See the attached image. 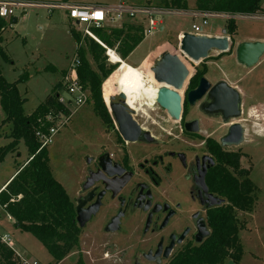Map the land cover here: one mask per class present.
Listing matches in <instances>:
<instances>
[{
    "label": "rangeland",
    "instance_id": "1",
    "mask_svg": "<svg viewBox=\"0 0 264 264\" xmlns=\"http://www.w3.org/2000/svg\"><path fill=\"white\" fill-rule=\"evenodd\" d=\"M28 1V0H25ZM37 1H61V0H30ZM76 0H69L73 2ZM84 1V0H83ZM93 4H108L116 6L120 1L134 6H153L159 8L158 0H85ZM187 10L194 11V1L187 0ZM264 6V4L262 5ZM170 12H178V10L167 9ZM186 11V10H185ZM17 22L13 23L11 17L10 26L3 32L2 44L5 48L10 61L0 58V70L2 76L11 82L21 75L25 74V81L18 84V90L24 97L23 110L25 113L32 112L47 94H54L59 89L57 83H61V77L69 67V63L73 58V54L77 45L84 47L86 50V58L89 64L95 68V64L87 51V38L83 36L81 30L84 24H73L68 22L66 12L63 8L55 7L47 10L42 7H26L22 13H17ZM125 16L123 19H127ZM130 19V18H128ZM206 24L202 25V33L208 35L222 34L225 28L226 19L220 14H209L205 17ZM110 20V19H108ZM107 20V21H108ZM132 20V19H131ZM202 16L195 17L183 14H163V30H155L152 33H145L144 38L138 44L128 57V63L140 70L143 74H150V67L139 68L144 56L157 46L159 53L162 51H170L176 54L186 64L189 75L196 73L197 69L206 66L205 77L214 84L218 80H225V74L229 71L240 69L243 76V83L246 85L243 108L241 105V115L224 121L218 115H212L211 119L204 117L197 112L195 108L182 105L183 118L197 117L201 121L200 131L212 132L217 137L223 134L227 126L234 121H239L245 127L244 140L230 150H238L241 154L240 165L245 167L249 172V178L254 184L253 205L249 210H235L238 219V233L241 244L240 258L235 262L231 258H226L220 264H264V107L256 104L254 107V115L249 117L247 109L251 103H262L264 105V52L259 58V62L253 66H239L235 58V47L227 52L211 51L209 56L197 62L191 61L180 50L177 32L193 33L192 24L199 25ZM237 31L233 36L236 40L247 38L249 35L260 36L264 38V18L251 19L235 16L234 18ZM145 24V20H144ZM75 29L80 39L75 43L71 36V30ZM91 38V36L89 37ZM94 39V38H93ZM219 52V53H216ZM229 53L231 54L229 56ZM106 63L116 64L111 73L102 79L101 95L103 103L109 112L108 96L113 94L114 101H118L116 94L120 91L117 81L122 73V64L111 62L105 52ZM154 57H148L146 61L153 65ZM130 62V63H129ZM243 67V68H242ZM253 68V69H250ZM237 74V72H235ZM151 75V74H150ZM190 77H187L185 86L189 83ZM149 79H152L149 76ZM153 80V79H152ZM226 81V80H225ZM156 81L154 80V83ZM57 85V86H56ZM56 86V88H55ZM180 90L181 97H184V88ZM88 101L80 106L71 116L69 122L58 129L53 135L52 142L46 146L49 156V168L54 178L65 188L70 198L76 197L78 189L79 176L82 173L81 168L85 162V158L93 154V146L99 141H108L111 138L106 130V124L96 113V105L91 99L90 94ZM151 99L145 98L138 105L139 109L134 112L133 116L144 128H148L151 133L159 139L173 137L178 135V121L172 120L157 103L150 102ZM183 102V101H182ZM147 103V104H146ZM242 103V100H241ZM145 104V105H144ZM5 113L0 106V147L9 143L11 122L4 119ZM210 127V128H209ZM225 134V133H224ZM7 136V137H5ZM183 141L181 140V144ZM29 156L24 141L18 144L17 152L8 151L5 157L0 159V189L4 181L13 173V169L23 163ZM0 233L5 231L12 239V248L17 252L18 256L25 262L37 260L41 264H53L54 260L46 249L45 245L39 242L35 236L28 230L17 228L10 220H6L4 211L0 210ZM94 244L86 237L82 238L80 244L74 247L62 260L57 264H78L79 258L83 264H126L117 258L116 250L107 249V246L101 242ZM106 250L109 254L105 255ZM55 264V263H54Z\"/></svg>",
    "mask_w": 264,
    "mask_h": 264
},
{
    "label": "flooded vegetation",
    "instance_id": "2",
    "mask_svg": "<svg viewBox=\"0 0 264 264\" xmlns=\"http://www.w3.org/2000/svg\"><path fill=\"white\" fill-rule=\"evenodd\" d=\"M201 70L188 76L182 105L211 119L214 114L204 110L205 98L195 105L187 102L186 92L206 75L205 65ZM192 77L195 83L190 86ZM183 110L178 135L164 139L142 127L133 111L140 129L153 136L151 141L125 140L108 112L112 123L106 125L105 131L111 138L93 146V154L85 158L81 168L76 197L70 198L72 220L79 228L78 245L86 234L94 244L99 238L107 249H115L123 263L171 264L207 239L211 232L208 214L228 203L210 180L213 173L221 170L214 151L238 150L228 149L237 145L221 144L226 130L217 137L212 132L204 134L200 119L183 118ZM192 120H197L196 132L185 128V123ZM78 216L83 226L77 222Z\"/></svg>",
    "mask_w": 264,
    "mask_h": 264
},
{
    "label": "trees",
    "instance_id": "3",
    "mask_svg": "<svg viewBox=\"0 0 264 264\" xmlns=\"http://www.w3.org/2000/svg\"><path fill=\"white\" fill-rule=\"evenodd\" d=\"M194 9L201 12L228 15L225 28L232 36L237 31L236 15L260 13L263 0H193ZM159 8L187 10V0H158ZM8 17L0 16V58L10 61L3 48V32L10 24ZM12 18V17H11ZM131 20V19H130ZM95 39L87 38V51L95 64H89L84 47L77 45L79 58L78 78L90 94L97 107L96 113L106 125L112 123L101 95L102 79L111 73L116 64L106 63V48H113L124 60L144 38L143 19L125 21L120 27L91 26ZM78 42L79 34L71 30ZM204 70V69H203ZM203 70H197L198 74ZM196 72V73H197ZM23 74L14 81H7L0 70V106L5 113L4 119L11 122L9 137L12 140L0 147V159L5 153L16 149L24 141L29 157L16 166L15 174L0 189V207L14 219V225L31 232L45 245L54 263H59L74 247H77L79 228L72 220L73 206L65 188L58 182L49 168L46 146L41 147L35 136L38 120L54 104L52 94H47L42 102L29 114L24 113L22 97L18 84L25 81ZM195 79L192 77L190 86ZM61 83H57L58 87ZM56 85V86H57ZM55 86V88H56ZM221 167L210 176L214 190L226 198V205L210 211L208 220L211 232L200 245L188 249L171 264H220L226 258L237 262L240 258L241 244L238 233V219L235 210H249L253 205L254 184L248 170L240 165V152L214 151ZM53 263V264H54ZM0 264H22L15 250L1 239ZM78 264H83L79 260Z\"/></svg>",
    "mask_w": 264,
    "mask_h": 264
},
{
    "label": "water",
    "instance_id": "4",
    "mask_svg": "<svg viewBox=\"0 0 264 264\" xmlns=\"http://www.w3.org/2000/svg\"><path fill=\"white\" fill-rule=\"evenodd\" d=\"M13 23L17 17H12ZM180 50L191 61L205 59L211 51H229L232 43L227 36L226 29L222 30L220 36H208L205 34H194L183 32L179 39ZM264 52V42L250 41L239 43L235 48L236 59L246 67L259 62ZM150 66L152 79L161 84L156 91V103L166 111L172 120L178 121L181 117L182 97L180 90L183 89L189 70L186 64L176 54L170 51H162ZM198 85L186 92L189 105H195L204 99V110L210 114H218L224 121L239 117L241 113V95L239 91L228 84L225 80H218L212 84L209 79L201 76ZM109 111L117 124L118 132L125 140H138L140 138L153 140L149 132L142 131L132 116L133 110L127 108L120 101L112 100L109 103ZM197 120L187 121L185 128L191 132L198 131ZM191 125V127L189 126ZM226 133L220 138L223 145L235 146L244 140V128L239 121L231 122ZM219 202V201H218ZM80 226L83 221L77 218Z\"/></svg>",
    "mask_w": 264,
    "mask_h": 264
},
{
    "label": "built area",
    "instance_id": "5",
    "mask_svg": "<svg viewBox=\"0 0 264 264\" xmlns=\"http://www.w3.org/2000/svg\"><path fill=\"white\" fill-rule=\"evenodd\" d=\"M26 7H42L47 10L54 9L55 7L63 8L66 10L69 18L73 20L74 24H84L81 30L83 36H91L102 46L104 45L96 38L90 29L91 26L98 27L108 19L111 21L123 20V18L127 16L130 19H143L144 34L152 33L158 29V25L161 22L163 14L170 13V11L163 10L164 8L161 7L156 8L148 5L134 6L121 1L114 7L106 8L96 4L70 5L63 2L53 3L41 1L31 2L25 0H0V16L16 17L17 13L24 12ZM209 14L212 13L199 11L198 15L202 16V20L199 25H191L194 34H204L202 33V25L207 23L205 17ZM223 15L226 18H229L228 15ZM109 49V47L106 48L107 53ZM78 66L79 58L75 51L73 58L69 63V67L61 77L59 89L52 94L54 104L49 107L38 120L39 125L34 134L40 142L41 147L47 146L51 143L53 135L58 132V129L69 122L75 111L88 101V91L78 78ZM1 239L10 246L12 245L11 239L8 235H1ZM20 260L22 261V264H41L37 260H33L31 262H25L22 259Z\"/></svg>",
    "mask_w": 264,
    "mask_h": 264
},
{
    "label": "crops",
    "instance_id": "6",
    "mask_svg": "<svg viewBox=\"0 0 264 264\" xmlns=\"http://www.w3.org/2000/svg\"><path fill=\"white\" fill-rule=\"evenodd\" d=\"M28 1H30V0H28ZM41 2H50V1H41ZM54 2H63V3H68V4H70V5H72V4H80V5H90V4H93V3H88L87 1H83V0H76V1H73V2H69V0H61V1H54ZM53 2V3H54ZM264 4V0H263V2H262V4H261V7H262V10H261V12L260 13H256V14H249V15H236V16H241V17H245V18H251V19H256V18H258V19H262V18H264V6H262ZM96 5H100V6H103V7H108V8H110V7H114V6H110V5H106V4H96ZM65 12H66V10H64ZM170 13H172V14H183V15H190V16H193V17H195L196 15H198V13H199V11L198 10H194V11H192V10H179L178 12H170ZM215 14H220V15H222V16H224L223 14H221V13H217V12H214ZM214 13H212V14H214ZM165 14V13H164ZM66 16H67V19H68V22L72 25V23L74 24V22H73V20H71L70 18H69V16H68V14H67V12H66ZM225 17V16H224ZM226 18V17H225ZM125 21H132V20H130V19H123V20H114V21H111V20H106V21H104L103 23H102V26H104V27H120L121 26V24H123V23H125ZM162 22H163V16H162V19H161V22H160V24L158 25V28H159V30L161 31V30H163L165 27H163V24H162ZM75 25V24H74ZM8 26H10V24L8 25ZM238 27V26H237ZM71 33V32H70ZM183 32L182 31H179V32H177L176 34H177V36L179 37L181 34H182ZM205 35H208V34H205ZM217 36H220L221 34H216ZM235 35V34H234ZM234 35H232V36H230V35H228L227 34V36L229 37V40L231 41V43L232 44H234V47L236 48V46L239 44V43H242V42H250V41H261V42H264V38H262V37H260V36H255V35H249L247 38H243V39H241V40H236L233 36ZM71 36H72V34H71ZM208 36H214V35H208ZM72 38H74V36H72ZM74 41H75V43H77V41H76V39L74 38ZM142 41V40H141ZM140 41V42H141ZM139 42V43H140ZM138 43V44H139ZM138 44H137V46L136 47H138ZM161 46L162 45H160V46H157L155 49H152V50H150L145 56H144V58L141 60V61H139V65H137V64H133V65H136L137 67H139L140 69L141 68H144V67H150V66H152V65H149L150 63H148L147 61H146V59L148 58V57H153V59H154V57H155V55H157L158 53H159V51H158V49L160 48L161 49ZM76 47V46H75ZM135 47V48H136ZM134 48V49H135ZM111 49H113V48H111ZM133 49V50H134ZM114 50V49H113ZM133 50L126 56V58L124 59V60H122L120 57V59L124 62H128V57L130 56V54L133 52ZM75 51H76V49H75ZM115 52V51H114ZM225 52H227V51H225ZM116 53V52H115ZM216 53H219V52H216ZM117 54V53H116ZM118 55V54H117ZM231 54L229 53V56H230ZM235 56V55H234ZM156 58V57H155ZM236 58V57H235ZM237 60V59H236ZM237 62H239L238 60H237ZM130 63V62H129ZM237 64H239V66H245V65H243V64H241L240 62L239 63H237ZM131 65H132V63H131ZM243 68V67H242ZM250 69H253V68H250ZM235 72H237V74H235ZM225 77H226V81L228 82V84L230 85V86H232V87H235L238 91H239V93H240V95H241V98L242 97H244V94H245V92H246V85L243 83V80H244V78H243V76L240 74V69L236 66V69H234V70H232V71H229L228 73H226L225 74ZM242 100V103H241V105H242V108H243V102H244V100L243 99H241ZM256 104H258V105H261V106H263L264 107V105L262 104V103H251V106L247 109V113L249 112V110L251 109V108H253L254 109V107L256 106ZM25 113V112H24ZM26 114H29V113H26ZM249 114V113H248ZM243 126V125H242ZM244 128V131H245V127H243ZM245 134V133H244ZM5 137H7V136H5ZM10 138V141L12 140V138L11 137H9ZM9 141V142H10ZM17 149H18V146L16 147V149L15 150H13L12 152H17ZM29 157V156H28ZM27 157V158H28ZM26 158V159H27ZM25 159V160H26ZM24 160V161H25ZM23 161V162H24ZM22 164V163H21ZM15 170H16V167L13 169V173L6 179V181L10 178V177H12L14 174H15ZM6 181H4V183L2 184V186H1V188L3 187V185L6 183ZM0 210L1 211H4L5 212V210H4V208H2V207H0ZM5 215H6V220L8 219V220H10L11 222H12V224L14 223V219L8 214V213H6L5 212ZM17 227V226H16ZM2 228V225H0V229ZM17 228H19V227H17ZM1 231V230H0ZM2 232V231H1ZM8 232V231H7ZM6 231L3 233V234H1L0 233V235H8L9 236V234L7 233ZM10 237V236H9ZM11 243H12V239H11ZM13 244V243H12ZM16 252V251H15ZM16 254H17V252H16ZM18 255V254H17ZM19 258H20V256H19ZM21 259V258H20Z\"/></svg>",
    "mask_w": 264,
    "mask_h": 264
},
{
    "label": "bare ground",
    "instance_id": "7",
    "mask_svg": "<svg viewBox=\"0 0 264 264\" xmlns=\"http://www.w3.org/2000/svg\"><path fill=\"white\" fill-rule=\"evenodd\" d=\"M109 60L111 62H118L122 64V73L119 75L117 81L120 86V91L118 92V98L121 99V103L124 104L127 108L134 109L136 112L139 109V104L143 99L149 98L150 102L156 103V91L160 88L161 84L155 82L152 79H149L150 74H143L140 70L136 69L130 64L124 63L119 56L113 51V49H109L107 53ZM150 71V70H149ZM113 94L108 96L110 102L113 100ZM128 99V100H127ZM127 100V103L125 102ZM147 104V103H146ZM145 105V104H144ZM254 110L251 108L249 110V117L254 115Z\"/></svg>",
    "mask_w": 264,
    "mask_h": 264
}]
</instances>
